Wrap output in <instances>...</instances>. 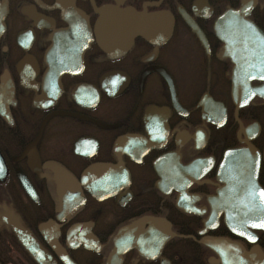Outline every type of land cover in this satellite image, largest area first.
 <instances>
[{
    "label": "flooded vegetation",
    "instance_id": "1",
    "mask_svg": "<svg viewBox=\"0 0 264 264\" xmlns=\"http://www.w3.org/2000/svg\"><path fill=\"white\" fill-rule=\"evenodd\" d=\"M243 1L0 0V264H264L259 198L218 195L241 124L264 190L215 32Z\"/></svg>",
    "mask_w": 264,
    "mask_h": 264
},
{
    "label": "water",
    "instance_id": "2",
    "mask_svg": "<svg viewBox=\"0 0 264 264\" xmlns=\"http://www.w3.org/2000/svg\"><path fill=\"white\" fill-rule=\"evenodd\" d=\"M253 6L254 2L244 0L239 8L225 10L215 21V32L224 41V55L230 57L234 63L232 98L237 109L247 105L256 95L264 98V31L248 17ZM126 19L130 18L126 16ZM166 19L168 15L161 12L147 14L148 35L150 34L153 40L159 42L164 36ZM187 20L196 29L193 19L187 17ZM128 25L131 27V22ZM253 79L261 80L263 83L253 86L251 84ZM240 131L247 134V138L242 140L245 145L226 151L218 171V178L225 184L219 189L221 191L220 193L218 191V195L224 199L231 189H239L240 194L245 195V199L250 194L256 195L259 198L257 199L259 209L263 210V217H259L258 221L262 219L264 221V190L258 182L261 154L252 143L260 132V126L254 123L243 127L241 124ZM232 156L235 157L232 159ZM230 171L235 172V175L231 176ZM232 225L238 228L244 226L240 223Z\"/></svg>",
    "mask_w": 264,
    "mask_h": 264
},
{
    "label": "trees",
    "instance_id": "3",
    "mask_svg": "<svg viewBox=\"0 0 264 264\" xmlns=\"http://www.w3.org/2000/svg\"><path fill=\"white\" fill-rule=\"evenodd\" d=\"M260 145L264 146V139L261 140Z\"/></svg>",
    "mask_w": 264,
    "mask_h": 264
}]
</instances>
